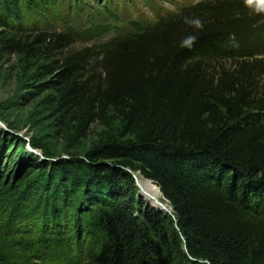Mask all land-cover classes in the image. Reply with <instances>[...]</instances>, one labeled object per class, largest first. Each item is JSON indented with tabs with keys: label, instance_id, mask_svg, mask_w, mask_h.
Listing matches in <instances>:
<instances>
[{
	"label": "trees",
	"instance_id": "obj_1",
	"mask_svg": "<svg viewBox=\"0 0 264 264\" xmlns=\"http://www.w3.org/2000/svg\"><path fill=\"white\" fill-rule=\"evenodd\" d=\"M52 1L0 0V62L48 60L39 87L55 93L68 149L96 123L120 128L80 156L4 155L0 202H24L29 229L0 228V264H264V96L246 60L264 56L257 6L200 2L114 37L85 77L87 54H65L66 36L25 34L23 9ZM131 173L152 181L173 213L145 209Z\"/></svg>",
	"mask_w": 264,
	"mask_h": 264
},
{
	"label": "rangeland",
	"instance_id": "obj_2",
	"mask_svg": "<svg viewBox=\"0 0 264 264\" xmlns=\"http://www.w3.org/2000/svg\"><path fill=\"white\" fill-rule=\"evenodd\" d=\"M205 1L212 5L217 2V0H55L50 2L46 9L40 11L23 9L22 25L27 36H34L39 32L66 36L69 45L63 52L65 54L86 52L89 72L85 77H89L92 71L99 69L102 60L101 48L109 40L125 34L140 33L155 26L159 21L171 20ZM240 1L257 6L260 15H264V0ZM246 60L256 90L262 97L264 96V56ZM219 63L225 69H228L230 64L234 69L240 67L239 63L234 66L232 60L221 59ZM47 64L49 62L46 58L17 54L5 56L0 62L1 176L6 173L5 168L9 165L5 160V154L20 157L31 153L41 160L80 156L106 133L116 135V130L120 128L119 122L115 120L110 126L96 123L78 146L68 149L65 129L59 124V114L54 105L55 93L41 91L39 87L44 80H47V78L42 80L39 68ZM33 144H37L42 149L33 148ZM28 169L34 170V167L25 164L23 172ZM13 171L14 168L7 174L8 185L13 183L10 178ZM137 177L141 178L139 174ZM141 199L145 203V199ZM4 202H0V228L10 222L13 228L25 226L28 230L29 221L19 217L22 213H26L24 202L19 201L13 206ZM149 204L155 207L151 202ZM10 217L13 218L10 220ZM31 221L33 225L39 224L36 219ZM30 229L32 230L33 227L31 226ZM15 232V240L27 241L32 238L24 231ZM45 264L56 263L48 261Z\"/></svg>",
	"mask_w": 264,
	"mask_h": 264
},
{
	"label": "bare ground",
	"instance_id": "obj_3",
	"mask_svg": "<svg viewBox=\"0 0 264 264\" xmlns=\"http://www.w3.org/2000/svg\"><path fill=\"white\" fill-rule=\"evenodd\" d=\"M137 184L140 194L144 195L146 202H151V204H154V206L158 208L157 210L170 212V206L166 201H164L160 190L154 184H152V182L144 181L142 178L137 177Z\"/></svg>",
	"mask_w": 264,
	"mask_h": 264
},
{
	"label": "water",
	"instance_id": "obj_4",
	"mask_svg": "<svg viewBox=\"0 0 264 264\" xmlns=\"http://www.w3.org/2000/svg\"><path fill=\"white\" fill-rule=\"evenodd\" d=\"M58 159H56V160H52V161H57ZM132 174V176H133V178H134V181H135V187L138 189V194H137V199H140V198H144L143 196H141V194H140V190H139V187H138V184H137V174H135V173H131ZM142 178V177H141ZM143 179V178H142ZM144 181H147V180H145V179H143ZM152 182V181H151ZM152 184H154L153 182H152ZM160 190V189H159ZM161 192V191H160ZM163 197V196H162ZM145 199V198H144ZM164 199V198H163ZM148 207H151L152 209H154L156 212H158V213H161V214H163L164 216H166V215H171L172 213H173V208L170 206V212H165V211H163V210H157V209H155V208H153L150 204H148V202H146V200H145V209L146 208H148Z\"/></svg>",
	"mask_w": 264,
	"mask_h": 264
}]
</instances>
